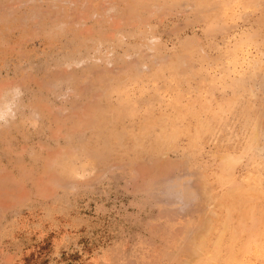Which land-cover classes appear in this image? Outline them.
Segmentation results:
<instances>
[{
  "label": "rangeland",
  "instance_id": "1",
  "mask_svg": "<svg viewBox=\"0 0 264 264\" xmlns=\"http://www.w3.org/2000/svg\"><path fill=\"white\" fill-rule=\"evenodd\" d=\"M0 264H264V0H0Z\"/></svg>",
  "mask_w": 264,
  "mask_h": 264
},
{
  "label": "bare ground",
  "instance_id": "2",
  "mask_svg": "<svg viewBox=\"0 0 264 264\" xmlns=\"http://www.w3.org/2000/svg\"><path fill=\"white\" fill-rule=\"evenodd\" d=\"M0 176V192L4 195L9 194L12 190H17V186L12 182L9 175L1 174Z\"/></svg>",
  "mask_w": 264,
  "mask_h": 264
},
{
  "label": "clouds",
  "instance_id": "3",
  "mask_svg": "<svg viewBox=\"0 0 264 264\" xmlns=\"http://www.w3.org/2000/svg\"><path fill=\"white\" fill-rule=\"evenodd\" d=\"M10 112H11V106L9 105V106L6 107V110H4V111H0V119H4L5 116H6L8 113H10Z\"/></svg>",
  "mask_w": 264,
  "mask_h": 264
}]
</instances>
